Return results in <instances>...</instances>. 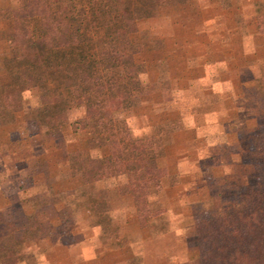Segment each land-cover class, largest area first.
I'll return each instance as SVG.
<instances>
[{
  "label": "rangeland",
  "instance_id": "obj_1",
  "mask_svg": "<svg viewBox=\"0 0 264 264\" xmlns=\"http://www.w3.org/2000/svg\"><path fill=\"white\" fill-rule=\"evenodd\" d=\"M212 1H181L157 17L139 22L135 37L143 45L137 60L147 69L142 76L145 94L133 99L137 104L129 103L132 100L124 95L117 106L123 111L117 113L128 118L136 136L149 134L154 125L165 121L166 110L169 118H174L177 105L204 104L200 108L217 110L209 132L195 146V152L205 155L212 151L215 157L203 162L201 169L190 166L183 185L184 201L193 205L188 218L172 225L180 237L177 264H213L218 225L235 211L257 205L260 194L256 189L264 184V0H233L229 12L218 19L219 13L212 12L217 23L209 21ZM16 5L17 0H0V8ZM218 24L225 32L219 33ZM9 25V21L0 20V31ZM211 25L214 34L208 35ZM200 35L209 37L217 50H210L219 63L212 71L215 92L208 81L188 82V76L194 77L196 65L201 64L199 58L194 59L203 51L195 43L202 40ZM8 50L0 40V84L7 81L1 61ZM227 78L234 82L224 83ZM187 95L192 97L184 99ZM37 99V91L31 90L9 100L21 110H17L15 122L0 133V213L13 220L18 230L33 221L43 226L44 234L25 250L36 253L37 264H92L91 259L118 239L117 227L105 234L85 204L90 193L101 192L107 197L115 226H119V236L126 234L127 242L133 244L119 264H142L141 245L150 232L141 222L129 223L133 215L129 200L123 199L129 194L119 149H102L103 172L97 181L84 184L71 173L69 158L86 148L88 131L68 124L60 132L48 134L39 118L51 113L52 106H40ZM84 114V107L72 109L69 121L73 123ZM174 160V155L169 156L161 165L173 168ZM177 180L171 178V182ZM152 205L177 211L176 201L160 195ZM171 216H165L167 221ZM164 222L167 224L155 219L152 231L160 230Z\"/></svg>",
  "mask_w": 264,
  "mask_h": 264
},
{
  "label": "trees",
  "instance_id": "obj_2",
  "mask_svg": "<svg viewBox=\"0 0 264 264\" xmlns=\"http://www.w3.org/2000/svg\"><path fill=\"white\" fill-rule=\"evenodd\" d=\"M181 1L187 0H17L14 7L0 8V20L10 22L0 31V40L9 47L1 61L7 81L0 84V133L21 110L9 100L36 90L38 104L52 106L51 113L39 118L48 134L68 124L88 131L86 148L69 158L71 173L84 184L97 181L103 172L101 150L119 149L137 217L153 236L168 228L164 222L160 230L152 231L155 219H165L161 209L151 206V195L161 188L151 165L164 156L173 123L158 124L149 134L136 136L117 106L124 95L137 104L133 99L145 94L142 76L147 69L137 60L143 45L135 37L139 22ZM79 107L85 114L71 123L68 113ZM256 191L257 205L235 211L218 225L213 264H264V184ZM85 204L95 225L105 234L113 233L117 226L107 197L90 193ZM43 234L38 221L18 230L0 213V264H36V254L25 250Z\"/></svg>",
  "mask_w": 264,
  "mask_h": 264
},
{
  "label": "crops",
  "instance_id": "obj_3",
  "mask_svg": "<svg viewBox=\"0 0 264 264\" xmlns=\"http://www.w3.org/2000/svg\"><path fill=\"white\" fill-rule=\"evenodd\" d=\"M212 2L210 3L209 8V21L210 23H217L215 21V15L212 14V12L219 13V15L217 14L216 17L218 19V17H221L226 12H229V9L232 7L231 3L233 2V0H213ZM210 27L211 28L208 32V35L214 34L212 33L213 25H211ZM218 27V29L220 30L219 33L225 32L220 24H218ZM199 37H201L202 40H195V43L197 48L203 49V51H201L194 59L199 58L201 64L200 66H198V64L196 65L197 69H194V71L197 72V74L194 77L188 76V82L208 81L206 84H209V89L215 92L216 82L213 79L212 71L217 70L218 67L216 68V64L219 63L214 60L210 53V50H214V52H216L217 50H215L213 45L211 46L209 37L205 35H200ZM242 47H244V45ZM231 48L232 47L229 45V49ZM232 80L233 79L227 78L224 80V83L231 82ZM190 97H192V95H187L184 97V99ZM190 104V106L186 105V108H178L179 105H177L173 109V113H176L174 118H169V112L168 110H166V119L165 121L160 123H173L174 130L167 136L168 138L165 142L164 156L152 162V175L155 178L160 179L161 188L157 193L153 194L157 196V199L153 200V195H151L150 202L152 208H155L152 204L155 203L156 200H158L159 195L161 196V198H164L166 200L173 199L174 201H176L177 211L173 207L167 208L168 210L159 207V209L163 211L162 217L166 220V225L168 228L167 231L162 234L153 236L151 232L143 226L147 231L150 232V236H148L150 238L142 241V264H177V248L180 237L176 228L173 229L172 225L176 224L177 226L182 218H188V209H190V207H192L193 205L190 201H188L189 204H186L184 201V197L186 195L184 192L186 189H184L183 186L185 184V179L187 178V175H189L188 173L191 172L190 166L201 169V164L203 162H208L215 157L212 151L206 153L205 155H201L199 152H195V146L201 144L206 133L209 132V129L211 127L210 124H212L211 118L213 117V115L217 114V110L213 111L211 109L200 108L202 106H205L204 104L199 105L200 107H196L197 105H193L192 103ZM168 106L170 109L171 105L168 104ZM172 155H174V157L176 158V160H174L173 162V168H165L164 166H162L163 164L161 165V162H164L169 158V156ZM173 177H177L179 180L171 182V178ZM126 194H129L128 191ZM123 199L126 201L129 200L130 202V204H128V207L133 216L130 218L131 222L129 223L135 224L137 222H140L139 218L137 217L136 208L134 206L131 195L129 194L128 196L123 197ZM170 213H172V216L170 218L174 219L176 223H172L171 219L170 221L169 219L167 221L165 216L167 215L168 217ZM168 225H170V228L168 227ZM118 227L119 226H117V228ZM116 234L118 237V239H116V242L126 240V234L123 235V237H120L118 230ZM132 246L133 244L130 243V241L127 242L126 240L122 246L113 245L110 247H104V250L99 253L96 258L91 259L90 261H92V264H119L125 258V251L130 250ZM90 261L88 263H90ZM37 262L38 260L36 255V264Z\"/></svg>",
  "mask_w": 264,
  "mask_h": 264
}]
</instances>
